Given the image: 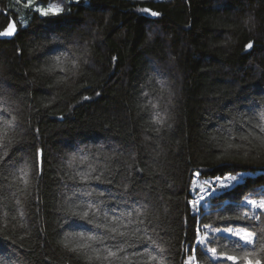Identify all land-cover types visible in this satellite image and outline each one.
Returning a JSON list of instances; mask_svg holds the SVG:
<instances>
[{
  "label": "trees",
  "instance_id": "trees-1",
  "mask_svg": "<svg viewBox=\"0 0 264 264\" xmlns=\"http://www.w3.org/2000/svg\"><path fill=\"white\" fill-rule=\"evenodd\" d=\"M26 4L0 0V31L18 26L0 36L2 264H232L197 240L238 255L215 230L264 235L246 203L264 199V0H67L48 16ZM240 172L193 210L196 175ZM81 233L99 239L62 243Z\"/></svg>",
  "mask_w": 264,
  "mask_h": 264
},
{
  "label": "snow or ice",
  "instance_id": "snow-or-ice-1",
  "mask_svg": "<svg viewBox=\"0 0 264 264\" xmlns=\"http://www.w3.org/2000/svg\"><path fill=\"white\" fill-rule=\"evenodd\" d=\"M32 0H28V4L25 6H31ZM36 12H39L42 16H48V15H59L62 12V8L58 7L55 4L49 3L47 7H41V6H36L34 9ZM144 11H148V9H144ZM152 16H157L159 15L157 12H151ZM16 31L15 28V23H9L7 28H5L3 31H0V36H12ZM248 48L252 47V44L249 43L247 45ZM57 64H60V59L57 58L56 61ZM73 67H75V62H73ZM60 71H66L64 67L59 68ZM87 99V97H85ZM14 119V118H13ZM260 119L264 120V112L260 113ZM159 122V121H157ZM6 127H11L12 126V121H5L4 122ZM260 128L261 132H264V125L258 124L257 125ZM4 135H7V132H4ZM27 176V173L24 174ZM25 183L27 181L25 180ZM204 197L201 195L199 199L196 200H191L189 203L193 205V210L196 211L197 207L200 204V200H203ZM246 203L248 205H251L253 208H259L264 210V200L256 201L252 199H247ZM84 216H87L88 213L85 212L83 214ZM243 216L249 219H256L260 220L259 216H249L248 212H244ZM142 222V221H141ZM122 227L127 228L129 227L128 224L122 225ZM203 227H209V225H204ZM110 232L115 233L119 236H126V232L120 231L118 228H111L109 229ZM225 231L230 235V236H235L237 237V241H229V243L232 244L234 248H239L242 251V254L238 255H231L228 253H217V248L216 247H208L207 242H208V236L205 233L199 240H197V244L200 246V251L204 255H208L210 260L218 261L220 259L232 261V264H239V262H243V264H262V260H264V257L261 256V253H264V235H262L259 239L256 237V231L255 229L253 231H247L244 229H233L232 227H227ZM264 232V229L261 230ZM99 238L95 235H85V234H79L78 237V242L75 243L70 247L71 241L69 240L68 237H65V240L62 241L64 246L66 248H69L71 251H83L84 249H91L93 247V243L96 242ZM238 241H243L244 244H239ZM153 245L156 244L155 241H151ZM245 245H252L253 247L251 249L245 248ZM156 247H160L159 245H156ZM105 254L103 255V259L105 260H112V259H118L119 258V253L123 251L122 248L117 247L115 250L111 249H105ZM160 251L163 252L164 249L160 247ZM195 251V249L193 250ZM101 256L99 253H97V259H100ZM151 260H156L157 256L155 255H150ZM196 257L192 256L189 258V260L186 262V264H195ZM0 264H2V261H0ZM159 264H164L163 259L161 258L159 260Z\"/></svg>",
  "mask_w": 264,
  "mask_h": 264
},
{
  "label": "rangeland",
  "instance_id": "rangeland-1",
  "mask_svg": "<svg viewBox=\"0 0 264 264\" xmlns=\"http://www.w3.org/2000/svg\"><path fill=\"white\" fill-rule=\"evenodd\" d=\"M67 2V0H32V4L34 7L36 6H41V7H47L49 3L55 4L60 8H64V4ZM28 3V0H27ZM250 173L247 172H240L236 174H229L224 177H218L214 179H201L199 175H196L194 185H193V193H194V200L199 199L201 195L205 198L209 193L211 192H217L219 190H225L230 187H232L234 184L237 182L241 181L246 175ZM264 200V199H262ZM202 200H200L201 202ZM200 205V204H199ZM198 205V206H199ZM196 206V207H198ZM259 209V208H257ZM233 229H242V228H235L232 227ZM226 228L224 229H217L214 231L215 234H222L226 235L229 237L236 238L235 236H230L226 231ZM246 230V229H244ZM248 231V230H247ZM243 242V241H242ZM244 243V242H243ZM189 260V259H188Z\"/></svg>",
  "mask_w": 264,
  "mask_h": 264
},
{
  "label": "water",
  "instance_id": "water-1",
  "mask_svg": "<svg viewBox=\"0 0 264 264\" xmlns=\"http://www.w3.org/2000/svg\"><path fill=\"white\" fill-rule=\"evenodd\" d=\"M13 22L15 23V28H16L15 33L12 36H1V38L3 40L10 41V40H12L13 38H15L17 36V34H18V26L16 25V22L14 20H12L10 23H13Z\"/></svg>",
  "mask_w": 264,
  "mask_h": 264
},
{
  "label": "bare ground",
  "instance_id": "bare-ground-1",
  "mask_svg": "<svg viewBox=\"0 0 264 264\" xmlns=\"http://www.w3.org/2000/svg\"><path fill=\"white\" fill-rule=\"evenodd\" d=\"M206 178V177H205Z\"/></svg>",
  "mask_w": 264,
  "mask_h": 264
}]
</instances>
